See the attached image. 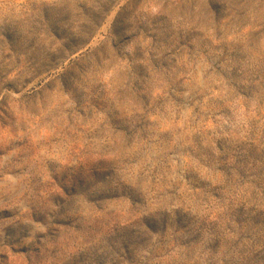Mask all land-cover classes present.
I'll return each mask as SVG.
<instances>
[{
  "label": "rangeland",
  "instance_id": "obj_1",
  "mask_svg": "<svg viewBox=\"0 0 264 264\" xmlns=\"http://www.w3.org/2000/svg\"><path fill=\"white\" fill-rule=\"evenodd\" d=\"M0 264H264V0H0Z\"/></svg>",
  "mask_w": 264,
  "mask_h": 264
}]
</instances>
